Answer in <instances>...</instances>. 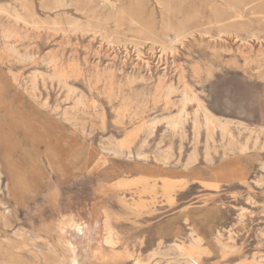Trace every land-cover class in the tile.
<instances>
[{
	"label": "rangeland",
	"instance_id": "1",
	"mask_svg": "<svg viewBox=\"0 0 264 264\" xmlns=\"http://www.w3.org/2000/svg\"><path fill=\"white\" fill-rule=\"evenodd\" d=\"M27 241L264 264V0H0V262Z\"/></svg>",
	"mask_w": 264,
	"mask_h": 264
},
{
	"label": "bare ground",
	"instance_id": "2",
	"mask_svg": "<svg viewBox=\"0 0 264 264\" xmlns=\"http://www.w3.org/2000/svg\"><path fill=\"white\" fill-rule=\"evenodd\" d=\"M176 33H177V35L178 36H180L182 33H183V28H180V29H178L177 31H176ZM182 36H183V34H182ZM186 36V35H185ZM177 37V36H176ZM181 37V36H180ZM179 38V37H178ZM179 41V40H178ZM181 41V40H180ZM24 56V55H23ZM25 56H27V55H25ZM24 56V57H25ZM166 56V55H165ZM162 57V56H161ZM57 60V57L56 56H52V55H49L47 58H46V63H50V62H53V61H56ZM147 66V65H146ZM181 69V68H180ZM182 70V69H181ZM34 76V75H33ZM35 77V76H34ZM36 80V79H35ZM72 87V86H71ZM170 87H173L172 86V83H171V85H170ZM69 88H70V86H69ZM73 88V87H72ZM182 97L180 98V100H179V102H178V106H179V108H180V111H179V114H178V116H179V118L178 119H170V121H168L169 122V124L170 125H172L173 127H176V126H178L179 125V123L181 122V120H182V116H183V113H184V111L185 110H187L188 108H186V105H187V102L189 101V100H191V99H197V97H195V96H197V95H195V96H192V94H191V92L188 90V87H187V85H184L183 86V88H182ZM79 99V98H78ZM77 99V101H80V100H82L81 98L78 100ZM199 99V98H198ZM197 99V100H198ZM84 101H85V99H83ZM83 100H82V102H83ZM196 100V101H197ZM76 101V100H75ZM200 101L201 102H203L202 100H199V103H200ZM80 103V102H79ZM78 103V104H79ZM86 103V102H85ZM77 104V103H76ZM81 105V104H80ZM84 105V104H83ZM85 106V105H84ZM87 106V105H86ZM85 106V107H86ZM201 106L204 108V110L206 111V116H210L209 115V113H208V109H206V107L205 106H203L202 104H201ZM68 108V107H67ZM78 108V106L76 107V109ZM70 109V108H69ZM75 109V108H74ZM72 110V109H71ZM89 110V109H88ZM66 111H67V109H66ZM69 112H71L70 110H68ZM85 111V110H84ZM86 112V111H85ZM87 112H89V111H87ZM185 115V114H184ZM197 115V114H196ZM213 116V115H212ZM212 116L211 117H209L208 118V121L209 122H212ZM214 117V116H213ZM213 119H215V118H213ZM156 121V120H155ZM214 121V120H213ZM151 122V121H150ZM153 122V121H152ZM151 122V123H152ZM154 124H155V122H154ZM104 125V124H103ZM152 125V124H151ZM156 125V124H155ZM150 126V125H149ZM154 126V125H153ZM105 127V126H104ZM151 127V126H150ZM155 130V129H154ZM150 132L151 133H154V131H152V130H150ZM150 134V133H149ZM150 135H152V134H150ZM54 138V137H53ZM55 139V138H54ZM250 140V139H249ZM55 141V140H54ZM249 143V142H248ZM246 144H247V142H246ZM247 146V145H246ZM242 147H243V144H242ZM111 148H114V147H111ZM244 148H248V147H245L244 146ZM116 150V149H115ZM241 150L243 151V149L241 148ZM240 150V151H241ZM117 151V150H116ZM118 151H119V149H118ZM122 151V150H121ZM123 152V151H122ZM121 152V153H122ZM140 152V151H139ZM120 153V152H119ZM129 154H130V152H129ZM50 159V158H49ZM53 162V161H52ZM41 168V167H40ZM54 168V167H53ZM55 168H56V166H55ZM41 170V169H40ZM39 170V171H40ZM35 171V170H34ZM37 171V170H36ZM38 171V172H39ZM37 172V173H38ZM67 172V171H66ZM36 173V172H35ZM41 192V191H40ZM140 215V214H139ZM79 225V224H78ZM105 225H106V228H107V233L110 235V233H111V228H110V225H108V223L107 222H105ZM85 227H86V225H85ZM90 230V229H89ZM91 231V230H90ZM73 234H74V232H71L69 235L67 234V235H65V238H64V242H66V243H68L69 244V242L70 241H72L71 239H73L72 237H73ZM21 237H23L24 235H23V233L20 235ZM32 238V237H31ZM25 239V238H24ZM30 239V238H29ZM76 239V238H75ZM80 239V238H79ZM26 240V239H25ZM31 240V239H30ZM29 240V241H30ZM104 240L106 241V242H110L111 244H114V241L113 240H111L110 239V236H104ZM20 241V240H19ZM29 241H27L28 243H26V242H23L22 244L20 243V244H18V246H14L13 248H9V249H6V251H4V253H5V255H7V258L10 260V264H21L22 263V260H20V258H21V254H20V252L21 251H19V250H22L23 248H28V250H30V249H32V248H30L29 247ZM32 241V240H31ZM32 243L34 244V242L32 241ZM31 242H30V245L32 244ZM71 243V242H70ZM102 243V242H101ZM175 243H177V242H175ZM51 244V243H50ZM227 244V243H226ZM52 245V244H51ZM101 245V244H100ZM174 246H170L169 248H166V249H163V248H160V246H161V244H160V246H159V250L157 251V253H156V251L154 252V253H156L155 255H157L158 256V259H157V263L155 262L154 264H198V262H197V260L194 258V256L191 254V251H187L186 249H185V246H184V244L183 245H181V244H179V243H177L176 245L175 244H173ZM2 245L0 244V249L2 248L1 247ZM73 247V246H72ZM70 248V247H69ZM15 249H17V251L15 250ZM83 250V249H82ZM103 249L101 248V247H99L98 249H96V251L99 253V252H101ZM70 251H73V253H74V259L76 258L75 257V254L77 253V252H79L80 251V248L77 246L75 249H70ZM85 251H83V253H84ZM3 253V252H2ZM80 254H82V251H81V253ZM80 254L78 255V256H80ZM96 254V253H95ZM32 255H33V260H34V262H35V264H40V263H38V260H37V254L36 253H32ZM71 255V254H70ZM98 256V255H97ZM102 256V255H101ZM101 256H99V258L101 257ZM96 257V256H95ZM103 257H105L104 255H103ZM153 257H155L154 255H153ZM79 258V257H78ZM97 258V257H96ZM106 258V257H105ZM104 258V259H105ZM52 259H54V261H50V260H47L46 262H47V264H50V263H52V264H69V259L67 258V254H66V252L64 251V252H62V253H58V255H56L55 254V258H53L52 257ZM77 259V258H76ZM76 259H75V261H76ZM101 259H102V257H101ZM78 260H80V259H78ZM77 260V261H78ZM100 260V259H99ZM151 261H152V259H150ZM74 261V262H75ZM76 261V262H77ZM139 260H137V262H138ZM150 261V262H151ZM154 262V261H153ZM152 262V263H153ZM201 262V261H200ZM203 263V262H202ZM0 264H4V263H1L0 262ZM9 264V263H8ZM73 264H76V263H73ZM80 264V263H79ZM82 264V263H81Z\"/></svg>",
	"mask_w": 264,
	"mask_h": 264
}]
</instances>
